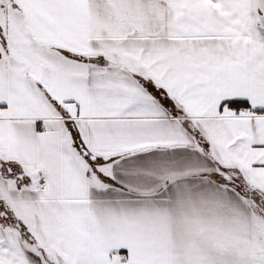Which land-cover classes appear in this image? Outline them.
Listing matches in <instances>:
<instances>
[{"label":"snow or ice","instance_id":"6c2138e0","mask_svg":"<svg viewBox=\"0 0 264 264\" xmlns=\"http://www.w3.org/2000/svg\"><path fill=\"white\" fill-rule=\"evenodd\" d=\"M0 264H264V0H0Z\"/></svg>","mask_w":264,"mask_h":264}]
</instances>
